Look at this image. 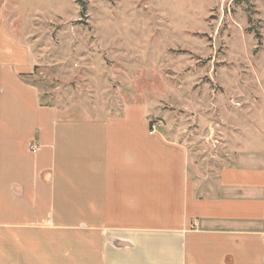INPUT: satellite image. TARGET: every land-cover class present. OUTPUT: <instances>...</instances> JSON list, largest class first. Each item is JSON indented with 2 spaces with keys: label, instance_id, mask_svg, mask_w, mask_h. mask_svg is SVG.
Listing matches in <instances>:
<instances>
[{
  "label": "crops",
  "instance_id": "0c3cea01",
  "mask_svg": "<svg viewBox=\"0 0 264 264\" xmlns=\"http://www.w3.org/2000/svg\"><path fill=\"white\" fill-rule=\"evenodd\" d=\"M3 55L0 264H264V147L197 172L145 106L64 115Z\"/></svg>",
  "mask_w": 264,
  "mask_h": 264
},
{
  "label": "rangeland",
  "instance_id": "374dc122",
  "mask_svg": "<svg viewBox=\"0 0 264 264\" xmlns=\"http://www.w3.org/2000/svg\"><path fill=\"white\" fill-rule=\"evenodd\" d=\"M0 51L64 115L145 106L197 172L264 147V0H0Z\"/></svg>",
  "mask_w": 264,
  "mask_h": 264
},
{
  "label": "built area",
  "instance_id": "2783aa9c",
  "mask_svg": "<svg viewBox=\"0 0 264 264\" xmlns=\"http://www.w3.org/2000/svg\"><path fill=\"white\" fill-rule=\"evenodd\" d=\"M157 127H159V124H157V123H152L151 125H150V130H151V132H153ZM33 150V149H32Z\"/></svg>",
  "mask_w": 264,
  "mask_h": 264
},
{
  "label": "trees",
  "instance_id": "16d2710c",
  "mask_svg": "<svg viewBox=\"0 0 264 264\" xmlns=\"http://www.w3.org/2000/svg\"><path fill=\"white\" fill-rule=\"evenodd\" d=\"M152 124V122H149V125H151Z\"/></svg>",
  "mask_w": 264,
  "mask_h": 264
}]
</instances>
